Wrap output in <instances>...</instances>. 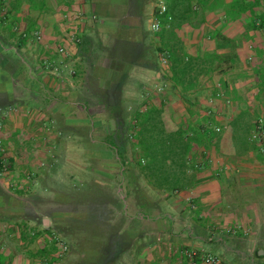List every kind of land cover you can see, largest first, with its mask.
Segmentation results:
<instances>
[{"label": "crops", "instance_id": "0c3cea01", "mask_svg": "<svg viewBox=\"0 0 264 264\" xmlns=\"http://www.w3.org/2000/svg\"><path fill=\"white\" fill-rule=\"evenodd\" d=\"M257 1H251L249 5L259 14L263 7L261 1ZM167 6L168 12L172 11L173 0H167ZM154 12V0H0V142L11 160L13 177L29 178L31 173L34 176L39 173L37 168L33 171L26 166L31 156L42 158L56 153L69 154L75 147L72 153L80 154L79 125L87 120L85 117L80 119L75 110L77 107L71 106L72 103L57 97L49 76L55 73L44 69V60L61 59L66 68L70 61L80 60V92H86L80 95V107L106 106L104 99L92 90L102 92L107 84L115 85L122 81L119 103L125 108L136 105L137 108L148 105L161 107L163 103V115L171 107L173 117L178 106L194 109L192 104L182 99L180 89L171 80L172 73L166 59L158 52L162 43L157 36L159 32L150 30ZM79 13L83 14L80 21L75 16ZM249 13L243 20H249ZM70 15L72 21L68 18ZM162 17L163 25L165 19ZM167 19L172 20V17L169 15ZM243 20L225 23L224 10L220 8L215 12L206 10L201 20L191 16L175 29V40L181 43L180 50L192 56L204 52H227L224 48L227 42L234 44L237 57L233 68L226 74L204 75L196 92L206 88L213 76L218 75V83L223 81L230 90L242 91L244 96L246 89H252L257 100H264V94H259L257 77L264 64L257 55L260 51L264 58V30L246 34ZM74 22L78 24L76 28L81 39L78 47L66 41L70 25ZM207 28L211 35L202 39L203 29ZM215 31H221L217 40L211 38ZM36 32L41 35L40 41L35 38ZM61 46L68 47L67 57L58 56L57 50ZM247 46L253 48V52H248ZM246 58L258 60L252 71L244 64ZM123 76L125 79H121ZM149 91L160 94L155 93L158 97L150 100L146 97ZM174 95L177 98H173ZM195 95V92L189 94L192 103ZM175 100L179 101L178 104ZM99 117L97 125L104 122V117ZM109 121L115 122L111 118ZM163 121L166 123L164 117ZM192 121L194 126L199 123L195 118ZM53 124L59 130H55ZM178 125L173 131L180 129L181 124ZM73 126L78 128L75 130L77 141L74 147L66 142V136L70 134L67 131ZM228 127L230 141L227 152L219 154L220 160L214 159V153H207L209 161L206 168L197 174L195 184L186 191L163 193L145 178L141 179L149 189L146 192L142 188L146 196L143 202L151 199L154 207L148 211V207H142V199L136 197L130 196L125 201L123 210L117 214L124 220V225H111L108 233H115L117 238L125 235L128 241L115 252L110 244L107 259L105 248L100 246L98 264H170L167 252L178 257V251L185 247L203 246L200 249L206 252L204 246H209L217 250L214 231L227 233L230 231L226 230L228 226L244 228V235H252V247L264 246V161L259 159V152L237 157L232 129ZM106 135L111 133L106 132ZM52 171L46 175L44 172L45 176H37L32 188L40 184L44 190ZM105 176L112 177L107 172ZM16 185L20 190L15 194L10 191L6 180L0 177V264L23 263L19 250L28 248L29 243L22 228L28 225L31 231L35 225V208L33 215L22 214L30 209L33 198L31 195L24 198L26 187L23 183ZM246 219L250 222L257 220L251 232L245 228ZM186 221L188 225L184 223ZM146 222H153L154 227L146 229ZM9 232L17 235L16 245L20 249H5L2 240ZM228 249L230 252L233 250Z\"/></svg>", "mask_w": 264, "mask_h": 264}, {"label": "rangeland", "instance_id": "374dc122", "mask_svg": "<svg viewBox=\"0 0 264 264\" xmlns=\"http://www.w3.org/2000/svg\"><path fill=\"white\" fill-rule=\"evenodd\" d=\"M244 20L246 21V19ZM209 31L208 28L203 29L202 39L204 36L207 39L206 36L211 35ZM231 31L233 32L234 30ZM251 39H254V37L251 36ZM247 49L248 52L253 50V48L250 49L248 46ZM252 52L250 55L253 56ZM249 58H246L244 64L247 69L252 71L258 60ZM71 70H74L75 74H71ZM49 76L53 81L55 94H58L57 97L72 103L71 106L77 107L75 110L80 119L85 117V120H87L86 123L79 125L80 139L78 145H80V154L72 153L76 150L75 147L74 151H70L71 153L69 154L56 153L54 156L47 155L42 158L40 156H31V158H28L29 161L27 160L26 166L33 171L37 168L38 174L34 176L31 173L29 178H24L17 177L18 175L13 177V173H10L1 178L6 180L10 191L15 194L20 190L16 184L23 183L26 187L24 198H28L30 195L32 196L30 198H33V200L31 199L33 202L30 209H26V213L22 212L24 215H33V208L36 211L35 225L33 228L31 227V231H29L30 227L28 225L22 228L23 232H26V240L29 243L27 244L28 248L19 250V253L23 256L22 264H48L51 259L56 260L53 264H94V250L97 247L106 246L107 235L99 236L100 231L93 226L84 225L87 228L81 227L80 225L83 226V219H85L87 214L93 212L94 205L100 206L101 204L104 211L113 214L109 227L111 225L123 226L124 220L118 218L117 214L123 210L124 203L130 196L135 197L132 188L127 187L128 176L126 177L123 173L126 167L119 160V151L116 144L119 145L120 140H115V147H113L114 145H111V140L106 135V132L107 134L116 133L120 126L116 122L109 121L111 115H109L108 108L101 106L80 107V95L86 94L84 90L80 92L82 83L80 81V60L70 61L64 71L59 74H50ZM218 78V75L213 76L212 82L206 88L195 93L193 103L191 101L194 109L189 106H178L174 109L176 113H173L175 115L173 117L171 115L173 109L169 107L163 117L166 120L167 130L172 132L179 127L178 124H181L180 126L185 129L188 125H193L192 119L194 118L197 122H200L206 116V111L212 110L211 116L213 120L211 126L220 138V150L218 152L211 149L210 154L214 153V159L220 160L219 154L227 152L228 142L230 141L228 127L230 121L241 111L247 110L250 113L251 120L254 122L260 114L264 113V100H257L252 89H246L245 98L242 95L244 92L230 90L225 83H222L223 81L218 83ZM218 92H222L223 97L210 104L208 99L215 96ZM155 93L160 94L158 91H149L146 97L150 100L157 98L158 95ZM175 97L177 98L176 95L173 98ZM227 101H230V104ZM178 102V100H175L176 104ZM150 108L151 105H148L140 109L146 112ZM135 109H137V105L122 108L123 124L121 129L125 130L126 134L129 133L127 125L131 120V113ZM99 115H102V118L104 117V122L101 125L96 123L100 119ZM53 127H55V130H59L56 124H53ZM77 129L74 126L69 127L67 132L70 134H67L68 136L65 135L67 137L66 142L72 147L76 145L75 130ZM217 129H220V131L218 132ZM124 143H126L125 157L131 163L132 171L137 174L140 170L138 167L140 155L135 149L134 141L130 136L124 139ZM106 151L111 153L110 158L105 156ZM227 157L229 156L227 155ZM51 169H53L51 179L46 182L44 190L40 184L32 188L33 180L37 176L43 175L44 172H46L44 173L45 175L49 174L48 172ZM32 170L30 172H33ZM106 172L107 175L112 177L107 178L105 176ZM142 178L144 177L139 176V186H142L141 188L148 192L149 189L145 187L143 180H141ZM12 203L13 201H11ZM187 220L189 221L188 217ZM244 222L247 224L245 225L246 230L251 232L253 231V223H257V220L254 219L250 222L246 219ZM184 223L189 224L187 221ZM144 227L150 230L154 227V224L153 222H146ZM49 228L51 229L50 233H46L45 230ZM106 228L103 230L105 234H108V228ZM226 230H230V232L221 233L219 230L214 231L213 237L216 241L217 250H213L209 246H204L206 252L200 249L203 246L185 247V249H195L215 256L220 260V264H264V258L256 256L257 249H264V246L257 245L255 248L252 247L250 242L252 235L249 233L244 235L245 233L242 232L244 228L242 227L234 228L233 226H228ZM16 239H18L17 235H13L12 232L5 233L2 240L5 249L14 251L18 247ZM58 242L63 243L67 247L65 252L60 253L61 250L56 245ZM53 245L57 247L55 252H53ZM221 245H223V248ZM229 247L233 249L232 252L229 251ZM45 248H48L51 252L46 256L42 252ZM181 251L176 252L178 257L174 256L173 252L171 254L167 252L166 256L170 264H187V261L181 255ZM104 254L106 259L109 258V254ZM261 256L263 257L264 253ZM5 264L8 263L5 262Z\"/></svg>", "mask_w": 264, "mask_h": 264}, {"label": "trees", "instance_id": "16d2710c", "mask_svg": "<svg viewBox=\"0 0 264 264\" xmlns=\"http://www.w3.org/2000/svg\"><path fill=\"white\" fill-rule=\"evenodd\" d=\"M251 1L257 0H233L227 3L225 0H173L172 11L162 17L165 19L161 32L157 34L161 40V47L158 52L166 59L170 72L172 73L171 80L174 86L180 89L184 102L191 104L189 94L196 93V89L204 75L210 76L215 72L226 74L233 68L236 59V51L232 42H227L224 48L227 52H204L199 55H189L184 50H180L181 43L176 42L175 29L179 28L180 23L185 19L188 20L191 16H196L199 20L204 17L205 11L215 12L222 8L224 10L225 23L242 21L244 16L248 15L249 20H243L245 33L249 34L254 30H264V0H259L262 3V11L257 14L250 8ZM174 12V13H173ZM171 16L172 20H168L167 16ZM258 22V24H257ZM166 25H165V24ZM221 31H215L212 39L217 40L221 36ZM257 52V51H255ZM260 51L257 55L260 56ZM262 54V53H261ZM263 55V54H262ZM125 76L121 79H125ZM259 94H264V64L257 72ZM123 82H117L115 85L107 84L104 91H93L97 96L100 95L106 102L105 108L109 109L111 119L115 120L120 126L116 133L108 135L111 140V145L115 147V140H120V144H116L121 164L125 166L126 177L128 176V188H132L136 198L144 201L145 191L139 186V176H143L150 185L163 193H176L186 191L195 184L197 174L206 168L208 163L207 153L212 150L218 151L220 138L217 132L212 128V116L206 111L202 120L197 124L188 125L185 129L180 127L177 131H168L163 121V103L161 107L151 106L146 112H142L140 108L133 110L131 120L128 123L129 133L121 129L123 124L122 108L119 103L122 95ZM125 123V122H124ZM233 133V141L235 147V155L237 157L249 153H258L259 159L264 161V153L261 152V147L257 142L251 141V134L255 126V121L251 120L250 113L247 110L241 111L235 116L229 125ZM130 136L134 141V147L139 153L140 160L138 161L139 173L135 174L132 171L131 163L125 157L126 152L124 139ZM105 156L110 158L111 153L105 152ZM1 162V158H0ZM132 193V192H131ZM144 206V207H143ZM152 209L154 202L151 199H146L142 203V207ZM100 206L94 205L92 213L87 214L83 226L96 227L100 231L99 236L107 235L105 253L110 255V244L113 245V251L128 241L125 235L117 238L116 234L103 233L104 228H108L113 219L111 212L104 211ZM106 228V229H107ZM51 229H46V233H50ZM117 238V239H116ZM54 246V245H53ZM53 252L57 247H53ZM100 247L94 250V264H98V251ZM259 251H256V256H259ZM44 255L50 254V250L45 248ZM56 260L51 259L48 264H53Z\"/></svg>", "mask_w": 264, "mask_h": 264}, {"label": "built area", "instance_id": "2783aa9c", "mask_svg": "<svg viewBox=\"0 0 264 264\" xmlns=\"http://www.w3.org/2000/svg\"><path fill=\"white\" fill-rule=\"evenodd\" d=\"M154 8L155 12L153 13V17L151 19L150 24V30L153 33H158L161 31L163 25L161 22V17L165 16L168 11L167 6V0H154ZM77 20L80 21V18L83 17V14H77L75 15ZM69 20L72 21L73 17L72 15L68 16ZM76 20V19H75ZM75 22L70 25V31L67 33L68 37L66 41L73 46L78 47L81 43L80 34L77 31V26ZM35 38L40 41L41 35L39 32L35 33ZM57 54L60 57H67L69 55V49L66 46H61L57 50ZM43 67L45 70H48L50 72H54L55 74H59L62 72V67L65 69L66 65L64 64V61H61V59L55 60H44L43 61ZM71 74H75L74 70H71ZM223 97L222 92H218L209 99V103L213 104L215 100L221 99ZM228 104H230V101H227ZM208 113L211 115L212 110H208ZM219 132L220 129H217ZM251 141L257 142L258 145L261 147V152L264 153V113L260 114L256 120H255V126L251 134ZM0 177L7 176L11 173L12 164L10 158L5 154V150L3 148L2 142H0ZM230 232V231H229ZM58 248L61 250L60 253L65 252L67 250V247L64 246L63 243H57L56 244ZM181 255L184 259H186L187 264H220V260L207 253H203L202 251H198L195 249H184L181 251Z\"/></svg>", "mask_w": 264, "mask_h": 264}, {"label": "water", "instance_id": "95a60500", "mask_svg": "<svg viewBox=\"0 0 264 264\" xmlns=\"http://www.w3.org/2000/svg\"><path fill=\"white\" fill-rule=\"evenodd\" d=\"M264 252L263 251H259V255H262Z\"/></svg>", "mask_w": 264, "mask_h": 264}]
</instances>
